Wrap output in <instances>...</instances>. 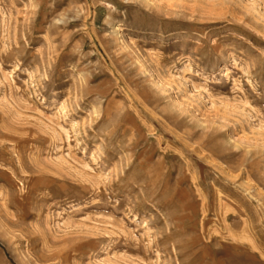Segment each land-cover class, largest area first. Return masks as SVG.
Listing matches in <instances>:
<instances>
[{
    "label": "rangeland",
    "instance_id": "obj_1",
    "mask_svg": "<svg viewBox=\"0 0 264 264\" xmlns=\"http://www.w3.org/2000/svg\"><path fill=\"white\" fill-rule=\"evenodd\" d=\"M0 264H264V0H0Z\"/></svg>",
    "mask_w": 264,
    "mask_h": 264
}]
</instances>
